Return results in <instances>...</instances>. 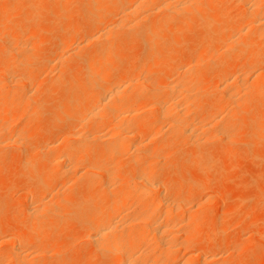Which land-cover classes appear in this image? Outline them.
Here are the masks:
<instances>
[{
	"label": "bare ground",
	"instance_id": "1",
	"mask_svg": "<svg viewBox=\"0 0 264 264\" xmlns=\"http://www.w3.org/2000/svg\"><path fill=\"white\" fill-rule=\"evenodd\" d=\"M0 1V26L10 22L8 29H3L4 32L0 29V47L6 48V52L0 54V146H3L2 149L6 146L4 143L7 146L14 144L24 150L21 141L31 138L32 131L28 130L27 126L18 129L17 123L24 119L26 113L27 117L40 116L43 105L51 104V100L46 99L44 104L39 105L46 87L43 83L36 82L37 70L25 73L30 65L35 64L36 66L37 62L35 61L40 57V55L37 57V54L40 52H38V48L42 40L41 36L40 38L36 36L37 40L32 41L34 44L30 42L31 46L29 42H25L26 40L22 41L25 39L24 36L28 35L27 32H30V29L28 30L30 23L34 22V26L37 25L38 20L47 11L48 0H27L29 3L24 0L27 4L23 0ZM71 1H54L56 4L54 7L59 8L58 11L54 9L57 12L55 22L62 19L61 13L63 12L60 7ZM81 1L80 14L84 18L83 24L76 29L67 31L48 63L50 66L64 64L68 59L71 44L77 38L82 37L80 35L86 28H94V31L84 36L85 42L83 41L82 44L101 46L91 54L72 52V55H76L79 61H85L76 81H87L89 87L87 86V91L83 93L84 95L82 94L83 96H80L82 98H79L78 101L74 100L71 91L72 93L65 96L66 102H61L63 104L60 106L55 105L56 109H53L54 113H52L50 122L56 123L61 119L70 121V124L62 130L59 136L62 140L57 141V144L53 143L52 146L49 145L43 160L28 156L23 166L21 161V167H42L45 170H40L37 174L36 172L32 173L31 178L34 181L22 188L25 190L22 193V195L24 194L23 199H31L26 206L19 210L17 208L18 211L14 214L16 225H5L6 227L2 229L0 227L1 235L3 234V237L0 236L1 243L6 251L1 253L0 250V264H48L46 259L57 252L53 251V248L57 249L55 246L58 243L50 239L45 240L44 235L47 232L55 233L59 229L58 223H61L60 221L63 219L64 222L70 223L75 216L83 215H87L89 218L87 224L90 232L86 235L88 242L93 250L100 251V254L101 252L108 254L110 264H210V262L218 264L220 256L224 257V255H217L219 252L214 251L216 250L214 246L201 247L196 250L197 252L195 251L196 253L188 254L184 259L174 260L172 253L176 250L175 246L177 247L176 243L179 238L183 237L182 232L185 231V239H182L181 246L187 250L201 238L198 235H190L197 227L190 222L195 210L191 211L193 207L192 205L190 207L189 204L191 200L194 204L193 200H196L197 197L194 192L186 193L184 191L181 179L180 182L183 185L181 189L165 190L164 183L169 180V176L165 177L163 182L155 177L158 175L159 163L161 165L162 162L159 160H163V153L167 152L166 147L161 149L155 145L154 150H146L144 144L147 143L146 146H148L150 144L147 141H151V143L162 145L164 142L161 141L162 144H160V140H165V137L169 139L171 136V138L187 137L190 141L192 140L191 142L199 143L203 137L201 132L204 131L203 134L207 132L210 137L209 133L214 131L215 127L221 126L222 121L217 120L220 112L225 111L228 116L234 115L236 112L239 113L234 107L238 99H236L237 95L233 90L236 86V89L242 88L241 85L245 86L240 81L244 73L235 75L237 78L234 76L235 79H233L232 76L223 74L225 68L237 69L239 70L237 73H242L247 66L255 65L259 71L255 72L257 76L252 82L254 85H252L261 86L259 88L264 87V0H233L231 4L224 3L221 8L214 6L216 0ZM236 3L242 9L241 13L237 16L227 14L228 7ZM147 7H149L148 10ZM143 8L144 11L147 10V14L150 11L149 15L154 18L142 15ZM14 11L25 14V17L21 18L22 21L18 20L21 25L17 24L18 21L13 18ZM215 13L216 15H214ZM184 14L191 15V17L189 16L190 20H186L184 23H191L204 30L205 33L196 37L195 44L197 46L193 47L194 51H190V58L186 54L190 60L188 59L187 65L184 64L185 70L182 65V68H179V71L184 70V73L181 71L184 74L183 77H179L181 74L178 72L180 75L174 76V78L179 77L178 79H172L163 85L154 81L148 83L146 82L148 79L141 80L142 82L135 80L138 83H134L136 72L140 71L145 76L156 74L157 61L155 60L160 53L164 54V61L167 62L169 56L161 39L167 38V43L178 41L169 28L179 24ZM12 22L17 25V28L11 27L14 25ZM142 26L143 33L140 32ZM145 27H148L147 32H145ZM137 29L140 31H136ZM126 30L136 31L134 34L132 32L133 41L146 42L145 60L127 65L122 75H116L120 66L116 65L115 61L113 63L112 60H117L116 55L119 56L118 53H120V47H117V37L120 32ZM52 31L53 29L50 28L51 34ZM80 48L82 47L80 46ZM155 55L157 56L155 57ZM219 56L220 60L221 56L230 59L245 58L244 64L239 67V65L230 62L227 65L217 63L215 67L211 66V61L216 63L214 60ZM18 57L19 60H22L17 61ZM154 57L155 60H153ZM211 68H217L220 71L214 79L217 83L215 87L219 88L218 97L221 103H216L212 110L205 111L208 106L206 107V104L198 97L204 88L197 83V79H200L206 71H212ZM246 78L249 79L247 76ZM59 83L60 80L57 78L53 81V85ZM134 85H136V88H133L134 91L125 95V90L128 92V89ZM72 89H74L73 85ZM146 90H150L151 96L150 93L148 96L144 95ZM161 97L166 99L163 100ZM223 101H230L233 108L228 111V105L224 110ZM203 107L205 108L203 109ZM21 109H24L25 112L21 113ZM10 110L13 111V115L8 116ZM262 113L264 114V110ZM137 119L147 121L154 128L152 131H145L146 126L143 122L134 126ZM164 124L166 126L169 124L168 127H170L167 129L169 132ZM155 128L158 130L156 131ZM223 130L215 131L219 135H217L218 137L225 138L227 136L222 132ZM13 135H16L14 137L16 139L13 138ZM163 135L164 137H161ZM49 137L51 140H55L58 135L56 132H52ZM18 138L22 140L19 142ZM167 138L165 142L168 141ZM228 139L231 140V138ZM99 142H103V145ZM41 146H36L39 152L42 150L43 146ZM127 151L132 153L129 154ZM125 154L130 158L129 163L126 162V165H122L120 158ZM1 160L2 157H0V162ZM119 167L134 170L135 176L133 181L126 183L125 191L122 194H110V189L113 191L111 184L117 182L118 171H121ZM97 174L100 179L97 178ZM82 178H85L83 184L86 187L85 194H81L82 196L75 200L69 199L68 191L74 190ZM55 179L63 180L65 189L55 183ZM211 191L206 188L204 194L211 193ZM48 194H52V197H47ZM207 196L209 197V194ZM198 200L202 199L198 198ZM130 202L136 203L131 206H138L134 209L130 208V212L133 211L131 214L127 211ZM203 205L200 206V209L206 208V205ZM123 212L127 214L124 215ZM186 215H190V217H186ZM195 216L197 215L195 214ZM217 225L215 224V226ZM133 228L140 230L132 232ZM215 231L216 236L223 230L220 231L215 227ZM218 238L220 239V237ZM38 240L41 242L39 243ZM213 240L216 241V239ZM152 241L155 244L151 245ZM144 242H149V245ZM150 245L152 247L156 245L157 248H152ZM155 250L158 252L156 253Z\"/></svg>",
	"mask_w": 264,
	"mask_h": 264
},
{
	"label": "rangeland",
	"instance_id": "2",
	"mask_svg": "<svg viewBox=\"0 0 264 264\" xmlns=\"http://www.w3.org/2000/svg\"><path fill=\"white\" fill-rule=\"evenodd\" d=\"M54 1L56 0H48L46 4L48 6L47 11L44 13L43 16L41 15L42 17L40 18V20H38L37 25L34 26L35 24L34 22L30 23V26L28 27V30L30 29V32H27L28 35L24 36L25 39L23 38L24 40H22V41L26 40L25 42H29L30 44V42L33 43L34 41L37 40L36 36H39V38L41 36L42 40L40 39L41 40V42L39 43L40 47L38 48L39 49L38 52L39 51L40 52L37 54V57L39 55L40 57H38L37 59L35 58L36 59L35 62H37L36 66L35 64L34 65L32 64V66L30 65L28 70H26L27 72L25 73L27 74L34 71L35 69L37 70L36 72L38 77L36 76L37 77L36 82L43 83L46 87V90L42 93V97L39 102V105L41 106L42 103L44 104L46 99L49 101L51 100L50 101L51 104L47 106L43 105L44 107L42 110V114L40 116L27 117L28 115L26 113L27 116L24 115L25 120L23 119L19 123H17L18 125L16 126L17 127L19 126L18 129H22L23 127L27 126L28 130L32 131L31 138L26 139L25 141L18 138L19 142L22 140L21 144H23L22 147H24V150L23 148H19L14 144L12 145L9 144L7 146V144L4 143L7 147L4 146V148L2 149L1 147L3 146H0V157H2V160L0 162L1 165L0 166V208H2L0 211L1 229L6 226L16 225V223L14 222L15 221L14 214L20 208L26 206V204H29L31 199V198L30 199L28 198V200L23 199L22 196L24 194L22 195V193H24L25 190L22 188H25V186L30 185L34 181L31 178L32 173L36 172L37 174L40 170L41 171L45 170V168L42 169V167H33V168L21 167L20 164L21 161L23 166V163L25 162L26 158H28V156L36 157L39 160L41 159L43 160L44 159L43 157L46 156V152H47L46 149L50 147L49 145L52 146L53 143L57 144L58 143L57 141L62 140V138L59 136L61 135L62 130L66 126H68V124H70V121L68 119L67 120L61 119L56 123L50 122L52 113H54L53 111L56 109L55 105L60 106L64 102H66L65 96L68 95L71 91L73 92L71 93L74 95L73 96V98H75L74 100L78 101L79 98H82L80 96H83L84 95L83 93H85L87 91L86 89H88L87 86L89 85V83L87 81H80V82L76 81V77L79 71L81 70V68H83L85 61L84 62L79 61L76 55H72V52L75 53L76 51H79L78 52L79 54L81 53L91 54L94 53L101 46V45L98 46L95 45L94 47V46H86L82 44V42L84 41L83 40L84 36L95 30L94 28H86L83 34L80 35L82 37L79 36L82 40L80 38H77V40L71 44L72 46L70 45L71 48L69 51L68 59L65 60L64 64L59 66H54L53 64L52 66L54 67L50 66L48 62L52 59L51 57L53 56L57 45L60 43V40L63 39L62 37L67 33L68 30L76 29L84 22V18L80 14V8L82 2L81 0H72L70 3H65V5L61 6L60 8L62 11L61 10L60 11L63 12L61 13L62 19L55 22L56 14H57L56 11H58L59 8L57 9V7H54L56 5ZM216 1L217 2L214 3V6L216 8H221L224 3L231 4L233 0H223V1L216 0ZM26 2L28 1L26 0ZM26 2L24 1V3ZM237 6L238 4L236 3L235 5L228 7L227 14L232 16L239 15L242 9L240 8V6L238 7ZM144 8L142 9L143 12H141L142 15L143 14L146 15L145 17L147 18L148 16L151 17V15H149L151 14L149 13L150 11L148 12V14L146 13L149 7L146 8L147 10L145 9L146 11H144ZM54 9H56V11ZM14 14L15 16L13 18L15 19V21L18 20L22 21L26 13L22 14L21 12L14 11L13 15ZM214 15H216V13ZM152 16H154V14H152ZM189 16L191 17L190 14L187 15L184 14V17L180 19V23H179L180 25L177 24L169 28V31L177 37L178 39L177 42L167 43L168 40L167 38L164 37V39H161L163 42L162 45L164 46L169 56L167 62H165L166 60L164 61L163 53L162 54L160 53L158 57L156 56L159 53L158 54L156 53L157 54L155 55L156 60L155 57L153 59L157 61L156 63L157 65L155 66L156 74L145 76L143 73L141 74L140 71L139 73L136 72L137 74L134 75L135 78L133 80L134 83H138L136 81H141V80L143 81L144 79H145L144 81H146L148 79L146 81L148 83L154 81L156 83H160L163 85L168 81H172V79L175 78L178 79L179 77H183L182 75L184 74H182V72L185 70L186 67V66L184 67V64L187 65L188 59L190 58L189 53L194 51L195 48L193 47L197 46L195 44V41L197 39L196 37L203 32L205 33L204 30L196 27L191 23H184V21L190 20ZM9 23L10 22L8 21V23L6 22V24L1 25L0 29H2V31L3 29L5 30L8 29V27L10 26ZM12 23L14 24V22ZM145 23L143 24L145 25ZM17 24L21 25L19 21ZM12 26L17 28L16 24L11 25V27ZM50 28L53 29L52 34L51 32H49ZM140 29L139 30L137 29L136 31H140L141 33H143L144 32L143 26ZM147 29L148 27H145V32H147ZM136 31L134 32V30L133 31L126 30L120 32L117 37L118 46L117 45L116 46L120 47L119 50L120 53H118L119 56L116 55L117 60H112V62L115 61V64L117 62L116 65L119 64L120 66L119 67L120 69L119 70L117 69L116 75H122L123 70L126 68L127 65L133 62H138V61L142 62L143 60H145L147 44L144 41L136 42L132 40V35L136 33ZM31 45L32 44H30V46ZM80 46L82 48H80ZM162 48L160 47L161 50ZM5 49L6 48L4 46H2V48L0 47V54H4V52H6ZM186 54H188L189 58ZM239 59L240 58L230 59L226 56H221V60H220V56H219L218 59L214 60V62L216 63H213L211 61V66L215 67L217 63H220L221 65H227L228 63L231 62L241 67L244 64L245 58L240 60ZM21 60H19V57L17 58V61H21ZM181 65L183 66L184 69V70L181 69L182 72L179 71ZM30 67L33 68L31 69ZM256 68L257 67L255 65L247 66V68L243 69L242 73H237V71L239 72V70L237 69L225 68L223 70L224 75L232 76L233 79H235V77L238 74L244 73L241 78L245 82L243 81L242 83V80L240 81L241 84H244L245 86L241 85L242 88L239 87L242 91L238 88L237 90L236 89L237 86L235 87V89L233 88L234 90L232 89L233 92H235L237 95L236 99H238V101L236 100L237 104H235L234 107H236V110L239 113L236 112V114L228 116L227 112L225 111L220 112V114L218 115L219 119L217 120L218 121L221 120L223 125L221 124V126H217L218 128L215 127V130L209 133L211 135L210 137H208L209 135L207 132H205V134H203L204 131L201 132L203 137L201 135L202 140L200 142L202 143L200 142L194 143L195 141L191 142L192 140L190 141V139L187 137L171 138L172 136L168 134L169 136H171L170 137L171 140L169 141L170 138L168 139L167 137H165L164 139L165 140L166 138L168 139V141L170 142L169 145H168V141L165 142V140L163 139L160 140V144H162L161 141L164 142L162 145H159V143L155 144V143H151V141L150 142L147 141L148 144L151 145L150 147V145L146 146L147 143L146 141H144V139L147 138V135L144 133L145 138L143 139V141L144 143H146V144L143 143L145 145L144 149L154 150L155 145H157V147L159 146L161 149L166 147L167 150L166 153H163V157L161 156L164 161L162 159L159 160L160 162L161 161L162 162L161 165L159 163L158 175L155 178H157L159 181L162 180L163 182L165 180V177L169 176V180H167L164 183L165 190L169 189L170 191H176L181 189L182 186L184 185V191L186 193L194 192L197 197L196 200H193L194 204L192 203V200H191L192 204L191 203L189 204L190 207L191 205L193 207L191 211L195 210L193 212V215L194 216L195 214L197 215L195 217L194 216L191 217L192 219L190 220V222H192L197 228L196 230H193V232L190 233V235L192 236L198 235L199 238L200 237L201 238L191 247H189L190 249L187 250V248L185 249L183 246H181V243L185 239V231L183 230L184 232L181 233L183 237L179 238V241H177L176 243L177 247L175 246L176 250H174L175 252L173 251L172 253L174 260H178V259L180 260L182 258L184 259L188 254L196 253L197 252L196 250L201 247L214 246V249L216 250L214 249L213 250L216 253L217 251L219 252L217 255L219 256L220 254L224 255V257L220 256V260L218 261V264H220L221 262L223 264H264V258H263L264 257V114L262 113V110H264V97H262L264 96V87L259 88L261 86H257V87L256 85L253 86L254 84L252 82L257 76L256 74L258 73L257 71H259L258 68L257 69ZM211 70L212 71H208V72L206 71L200 79H197L198 81L197 83L203 86L204 89L207 87L205 90L202 89L203 92L201 91V93L198 95L201 101L206 104V107L208 106L207 107L208 109L206 108L205 111L207 110L210 111L212 110V107H214L213 105H215L216 103H221V100L218 97L219 88L217 86L215 87L217 83L216 80L214 79L219 75L220 71L217 70V68H211ZM178 72H180L181 75ZM176 74L177 75L179 74L180 76L179 77L176 76L174 78ZM245 75L249 77V79L246 78ZM56 78L60 80V83L58 85L57 84L53 85V81ZM72 85L74 86V89L71 90ZM135 86L136 85H134V87H130V89H128V92L127 90H125L126 91L125 95H127L129 92H130L129 94H131L136 88ZM99 90L100 88L98 89V92ZM144 93H145L144 95L148 96L150 90H146V92ZM161 98L163 100L166 99L165 97H161ZM222 105H224L223 106L224 110L225 108L228 107V105H229V107L227 108L228 111L229 109L233 108L232 107L233 105L231 104L230 101H223ZM204 108L205 107H203V109ZM24 112L25 110L21 109V113ZM9 115H13L12 110H10V112L8 113V116ZM140 121H141L140 119L139 120L137 119V121H135L133 125L137 126L138 124H142L143 122L144 126H146L144 130L147 132L152 131V128H154L152 125L147 123V121L143 119L141 122ZM168 125L169 124H167L166 126V124H164L166 130L169 129L170 127V126L168 127ZM164 127L162 126L163 129ZM217 129L219 130L224 129L222 132L227 134V136H225V138H222L221 136L218 137L219 135L215 132ZM155 130L157 131L158 128L157 129L155 128ZM52 132L57 133L59 138V139L57 138L58 140L57 139L51 140L49 134H51ZM161 133L163 134L164 131ZM164 135L161 137H164ZM205 136L206 138L208 137V139L204 138ZM14 137H16V135L15 136L13 135V138ZM228 138H231L233 142H230L231 140ZM99 143L103 145V142H99ZM38 145L43 146V147L41 146L42 147L41 152L37 150L36 146ZM43 148L45 151L43 150ZM127 154H125L120 158L122 165H126L127 163H129L130 158ZM126 168L127 167L121 169L119 167V169H121V171H118L119 179L117 178V182L111 184V186L113 187L112 188L113 191L110 189V194H117V193L122 194L123 191H125L126 183L133 181L135 176V171L130 169L128 170V168L127 169ZM96 176L97 178L99 177L98 179H100V176H98V174ZM180 179L182 180L183 185L180 182ZM84 180L85 178L80 179L78 182L80 184L77 185V187L74 190L68 191L67 194L69 199L72 198L75 200L78 199L77 197H80L85 194L86 187L83 185ZM54 182L58 183L61 188L65 187L63 180L59 179L58 181V179H55ZM206 188L212 190L211 193L213 192L212 194L208 193L209 197L207 196L208 194H204V189ZM48 196L49 198H51L52 194H48L47 197ZM198 198L202 200H198ZM197 200L198 202H196ZM135 202L128 203L127 209L129 210L127 209L126 210L130 214L133 212V211L130 212L131 211L130 208L134 209L135 207V205L133 207V205L131 206V204H136ZM196 204H201V205H196ZM202 205L203 206L206 205V208L200 209V206ZM126 210L124 211L127 212ZM125 212H123L124 215L127 214ZM121 216L123 217V214ZM186 217H190V215H186ZM88 219L89 218L87 215H83L80 217L75 216V218L70 223L64 222L65 220L63 219V221H60L61 223H58L59 229L55 233L47 232L44 235L45 240L50 239L54 242L57 241L58 243V245L55 246L57 249L53 248V251H57V252L54 253L53 255L51 254L46 259L48 264H110L109 263L110 256L102 252L100 254L99 253L100 251L98 252L97 250H93V247L91 246L90 242H88L89 240L86 237L88 232H90L89 226L87 224ZM215 224L218 225L220 224V225L215 226ZM215 227L219 228L220 231L223 230L221 233H219V235L216 236H215L216 234ZM137 229L138 228L135 229L133 228L131 231L133 232V230H135L136 232ZM139 230L140 229H138V231ZM0 236L3 237V234L1 235V232H0ZM1 237H0V250L1 253H5L6 251L4 249V245L1 243L2 242ZM218 237H220V239ZM212 239H216V241L214 240L212 241ZM38 242L40 243L41 241L38 240ZM146 243L147 245H149V242ZM153 243L155 244L154 241L150 242L151 245H153ZM144 247H146V245H144ZM155 247L156 245L153 246L152 248ZM155 252L157 253L158 250H155ZM221 259L223 260L221 261ZM210 264H213V262H210Z\"/></svg>",
	"mask_w": 264,
	"mask_h": 264
}]
</instances>
